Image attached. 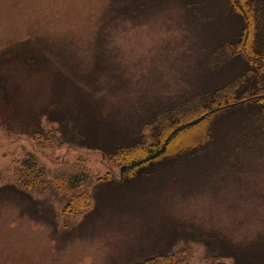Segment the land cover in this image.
I'll use <instances>...</instances> for the list:
<instances>
[{"label":"rangeland","instance_id":"obj_1","mask_svg":"<svg viewBox=\"0 0 264 264\" xmlns=\"http://www.w3.org/2000/svg\"><path fill=\"white\" fill-rule=\"evenodd\" d=\"M111 1L0 0V186L15 184L29 154L53 177L84 173L79 194L90 196L85 209L65 211L47 193H31L32 204L1 191L0 264H138L181 249L187 264H233L214 260L222 244L264 264V142L210 145L131 188L104 154L123 138H104L105 127H135L234 78L242 61L213 73L205 65L237 22L194 19L180 0L131 12L119 0L113 14Z\"/></svg>","mask_w":264,"mask_h":264},{"label":"trees","instance_id":"obj_2","mask_svg":"<svg viewBox=\"0 0 264 264\" xmlns=\"http://www.w3.org/2000/svg\"><path fill=\"white\" fill-rule=\"evenodd\" d=\"M118 1H111L109 10L113 14V5ZM148 1L153 3L155 0H129L130 6L123 8L128 12L141 11L147 7L145 4ZM180 1L185 2L188 13H192L194 19L201 16L213 21L216 14H224L237 22L234 36L220 34L217 38V47L208 56L205 71H219L234 59L242 61L244 67L224 84L201 89L182 102L160 107L157 113L142 119L135 127L125 130L105 127L109 133L103 134V137L109 141L121 136L124 138L116 142L112 150H105L104 154L119 170L118 183L128 184L129 188L143 181L150 182L151 176L156 175V167L193 160L199 150L210 145L222 146L233 140L238 145L237 150L249 151L264 142V0ZM72 136L77 139L76 133ZM99 138H102V133ZM77 143L84 148L96 147L85 138L79 137ZM26 156L15 184L0 186V192L11 188L26 195L24 197L32 204L31 193H47L59 201L66 200L65 211L87 207L90 196L79 194L83 191L82 187L87 186L84 173L78 171L69 177H53L32 155ZM199 237L203 244L210 239ZM221 246V255L215 257V261L217 258H231L233 264H253L261 258L250 254V250L242 251L230 244ZM258 250L264 253V247ZM189 256L188 249H181L167 255L152 256L138 264H187ZM213 264L216 262L213 261Z\"/></svg>","mask_w":264,"mask_h":264}]
</instances>
